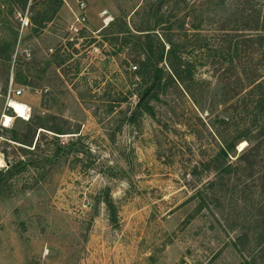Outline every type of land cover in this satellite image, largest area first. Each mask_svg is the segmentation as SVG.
<instances>
[{"label":"rangeland","instance_id":"rangeland-1","mask_svg":"<svg viewBox=\"0 0 264 264\" xmlns=\"http://www.w3.org/2000/svg\"><path fill=\"white\" fill-rule=\"evenodd\" d=\"M237 2L0 0V264H264V108L237 80L261 47L235 51ZM167 42L188 91L156 71Z\"/></svg>","mask_w":264,"mask_h":264},{"label":"trees","instance_id":"trees-1","mask_svg":"<svg viewBox=\"0 0 264 264\" xmlns=\"http://www.w3.org/2000/svg\"><path fill=\"white\" fill-rule=\"evenodd\" d=\"M239 1L241 3H239ZM253 1L254 0H238L236 4L235 8L238 10V8L240 7V10L244 13H241L240 22H236L235 27L238 28L237 30L239 31L242 32L250 31L251 33H244L243 35L238 36V39L240 40L235 44V51H237L238 47L241 48L248 47L249 45L247 44L249 43L251 44L257 43L258 46L261 47V51L259 52V66L256 68L257 72H252L251 74H245L243 78H240L237 75V77H239L237 78V80L238 82H245L247 84L248 90L244 91V95H245L244 98L250 96L251 99H255V108H258V111H261L260 112L261 114L264 108V34H260L259 32L264 33V5L260 3V5L257 7L258 4L255 5ZM251 16H254L253 20L250 19ZM191 27L193 30H198L199 28L198 24L192 25ZM190 36L196 37L194 36V34ZM167 43H168V49L166 52V57H167L166 63H167L168 71H164L163 69L160 68H156V71L166 75V78L164 80L165 82L164 85H166L167 80L170 82H177L182 86H184L185 90L188 91L189 88L188 84L193 81L194 71L196 69L195 62L192 61L191 58L190 59L183 58L182 55L179 58L176 57L174 43L171 42H167ZM175 57H176V61H175ZM171 58H173L175 62ZM150 66L151 64L149 60H143V62L140 63V68L136 73L137 74L144 73L150 70L149 69ZM155 79L156 80H153V82H151L149 85L145 86V88L142 90V92L139 94L138 97L136 110H139L145 114L151 113L152 110L151 101L157 99V96L152 94V92H153V88L159 85L161 79L159 77H156ZM240 93L241 92H238L236 93V95ZM52 132H55L57 134H64L60 130H55ZM13 141L18 142L20 144L28 145L25 144L24 142H19L16 139H13ZM228 149L229 148H223V147L220 148L218 157L221 156L226 158L227 155L229 154ZM5 160L6 163L8 164L7 170L10 171L13 168V165L10 164L8 159Z\"/></svg>","mask_w":264,"mask_h":264},{"label":"bare ground","instance_id":"bare-ground-1","mask_svg":"<svg viewBox=\"0 0 264 264\" xmlns=\"http://www.w3.org/2000/svg\"><path fill=\"white\" fill-rule=\"evenodd\" d=\"M7 106L12 109V111L15 113L17 118H25L26 117L28 109L24 104L17 102L15 100L9 99L7 101ZM4 120H5L4 124H5V126H7L9 124L8 122L11 121V118L6 115V118ZM244 145H245V142H241L240 143V149H242Z\"/></svg>","mask_w":264,"mask_h":264},{"label":"built area","instance_id":"built-area-1","mask_svg":"<svg viewBox=\"0 0 264 264\" xmlns=\"http://www.w3.org/2000/svg\"><path fill=\"white\" fill-rule=\"evenodd\" d=\"M79 10H80L81 13L79 14V16H76L75 17V23L82 24V23L85 22L84 4L83 3H79ZM9 91L12 92L14 95H19L21 93L20 90H13V87H12V83L11 82L9 83ZM3 118L5 119L6 116H3ZM4 121H3V125L5 126Z\"/></svg>","mask_w":264,"mask_h":264}]
</instances>
